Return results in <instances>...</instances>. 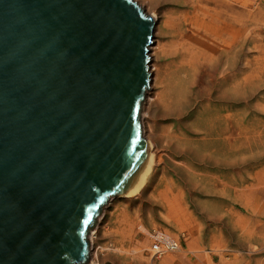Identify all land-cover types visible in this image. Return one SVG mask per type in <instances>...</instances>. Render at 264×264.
<instances>
[{"label": "water", "instance_id": "1", "mask_svg": "<svg viewBox=\"0 0 264 264\" xmlns=\"http://www.w3.org/2000/svg\"><path fill=\"white\" fill-rule=\"evenodd\" d=\"M155 26L134 0H0V264H89L148 154Z\"/></svg>", "mask_w": 264, "mask_h": 264}, {"label": "rangeland", "instance_id": "2", "mask_svg": "<svg viewBox=\"0 0 264 264\" xmlns=\"http://www.w3.org/2000/svg\"><path fill=\"white\" fill-rule=\"evenodd\" d=\"M136 2L148 12L150 0ZM244 9L242 51L226 60L207 44L183 53L172 8L156 6L159 72L141 114L160 161L140 192L103 208L98 264H264V0ZM155 234L180 250L153 256Z\"/></svg>", "mask_w": 264, "mask_h": 264}, {"label": "bare ground", "instance_id": "3", "mask_svg": "<svg viewBox=\"0 0 264 264\" xmlns=\"http://www.w3.org/2000/svg\"><path fill=\"white\" fill-rule=\"evenodd\" d=\"M160 4H162V6L168 5L172 8V12L169 15V20H167V23L169 22L170 25L172 24L179 35L185 39V41L181 44V51L183 53L187 52V55H191L192 53H194L193 50L195 46L202 47L203 44H207L212 50L217 47L219 53H224V57L226 58V60L230 58L229 55H231L232 53H240L243 44L242 34L245 23V0H150L148 12L146 10L145 12L154 20L158 18L156 6ZM186 27L187 32L190 33L188 37L184 36ZM157 48L158 45H156V47H153L152 51L156 50ZM155 53L152 55V57L156 56ZM151 71L155 72L157 77L159 69L156 65H152V70L150 66V74ZM239 80L240 79H238V81ZM226 82L228 83L229 80ZM237 85H239V83ZM148 91L146 93L147 96H149L150 94V92L148 93ZM169 92L172 94V96L176 95L175 89H169ZM214 116L216 115L214 114ZM145 119L146 115H143L142 113V132L148 146V154L146 157V161L143 163L137 176L133 180L132 185L123 197H130L140 192L144 185L147 183L148 178L154 171L156 167L155 164L160 161V159L159 161H157L160 156H157V152L154 148L155 135L153 134L152 127L149 126L148 122L145 121ZM95 235L96 229L92 231L91 236L89 235L90 239L88 237L90 247L92 248V254L90 253L91 255L89 264H98V253L97 250L94 249L96 244Z\"/></svg>", "mask_w": 264, "mask_h": 264}, {"label": "built area", "instance_id": "4", "mask_svg": "<svg viewBox=\"0 0 264 264\" xmlns=\"http://www.w3.org/2000/svg\"><path fill=\"white\" fill-rule=\"evenodd\" d=\"M150 250L153 256L161 257L166 253L179 251L180 243L176 240L168 239L162 234H155Z\"/></svg>", "mask_w": 264, "mask_h": 264}]
</instances>
